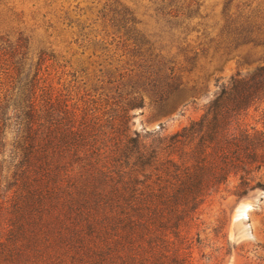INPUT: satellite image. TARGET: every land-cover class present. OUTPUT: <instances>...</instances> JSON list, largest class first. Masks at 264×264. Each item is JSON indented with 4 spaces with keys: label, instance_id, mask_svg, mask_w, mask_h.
Listing matches in <instances>:
<instances>
[{
    "label": "trees",
    "instance_id": "1",
    "mask_svg": "<svg viewBox=\"0 0 264 264\" xmlns=\"http://www.w3.org/2000/svg\"><path fill=\"white\" fill-rule=\"evenodd\" d=\"M122 47L81 68L22 35L0 47V264H201L202 205L264 190V63L209 93L185 79L197 54ZM183 92L208 96L196 118L133 127L146 98L167 114Z\"/></svg>",
    "mask_w": 264,
    "mask_h": 264
},
{
    "label": "rangeland",
    "instance_id": "2",
    "mask_svg": "<svg viewBox=\"0 0 264 264\" xmlns=\"http://www.w3.org/2000/svg\"><path fill=\"white\" fill-rule=\"evenodd\" d=\"M19 35L34 55L53 51L77 68L87 57L119 56L125 39L155 41L170 54H197L185 79L210 93L237 70L264 63V0H0V47ZM180 97L187 104L167 114L146 98L133 110V127L163 123L174 131L196 118L208 99ZM257 115L251 109L247 120L259 127ZM199 219L194 255L201 264H264V190L240 199L223 191L202 205Z\"/></svg>",
    "mask_w": 264,
    "mask_h": 264
},
{
    "label": "bare ground",
    "instance_id": "3",
    "mask_svg": "<svg viewBox=\"0 0 264 264\" xmlns=\"http://www.w3.org/2000/svg\"><path fill=\"white\" fill-rule=\"evenodd\" d=\"M246 208H247V206H246ZM246 208H245V209H246Z\"/></svg>",
    "mask_w": 264,
    "mask_h": 264
}]
</instances>
